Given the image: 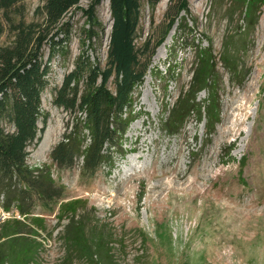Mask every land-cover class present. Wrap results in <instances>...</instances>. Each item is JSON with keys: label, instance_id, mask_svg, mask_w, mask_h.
<instances>
[{"label": "rangeland", "instance_id": "obj_1", "mask_svg": "<svg viewBox=\"0 0 264 264\" xmlns=\"http://www.w3.org/2000/svg\"><path fill=\"white\" fill-rule=\"evenodd\" d=\"M46 2L26 1L28 22L42 20ZM169 3L152 10L143 0L138 47L150 39L155 44L167 33ZM91 4L92 0H83L63 21L70 29L69 50L51 63L49 86L42 94V110L49 118L42 142L29 150L28 164L51 168L57 183L66 187V201L84 203L77 220L82 219L94 237H104L112 264H264V6L254 32L241 39L237 34L245 27L244 18L227 2L189 0L190 13L182 14L192 29L186 33L188 44L177 41L176 24L157 49L134 95L139 118L123 141L125 156L116 155L112 169L104 166L94 179L83 180L82 159L73 168L60 170L51 155L72 123L70 113L54 101L81 55L85 11ZM97 16L104 32L88 54L105 68L113 26L110 1L101 3ZM11 42L12 36L6 34L0 46ZM225 43L239 56L244 71L240 82H232L219 62ZM210 45L223 79L220 123L208 137L204 122L192 117L178 134L167 135L162 118L191 82L196 50ZM169 65L178 70L175 79L169 77ZM108 86L115 92L114 78ZM199 99L204 101L207 95ZM39 127L43 128L42 121ZM45 138L47 145L41 150ZM243 158L247 165L240 178ZM44 214L47 229L38 238L44 244L38 264H70L63 240L70 221L59 223L57 213ZM2 223L0 219V227ZM80 257L72 264H106L102 256L95 261Z\"/></svg>", "mask_w": 264, "mask_h": 264}, {"label": "trees", "instance_id": "obj_2", "mask_svg": "<svg viewBox=\"0 0 264 264\" xmlns=\"http://www.w3.org/2000/svg\"><path fill=\"white\" fill-rule=\"evenodd\" d=\"M26 1L0 0V41L6 34L12 36L10 45L0 46V206L7 212L17 210L24 219L14 218L1 224L0 264L39 263L44 244L38 238L47 229L44 213H57L59 223L70 221L63 235L70 264L80 256L92 261L102 256L106 264H112V252L104 237H94L88 232L87 224L77 220L80 210L85 209L84 203L66 201V187L57 183L51 168L28 164L29 150L42 142L49 118L42 110V94L49 86L51 63L57 55H65L69 50L70 29L63 21L83 0H47L41 9L40 22L27 21ZM103 1L92 0L85 11L81 55L75 69L57 89L54 101L70 113L72 126L67 124L62 140L52 151V161L60 170H67L82 159L83 180L94 179L104 166L112 169L116 155L125 156L123 141L139 118L134 95L144 83L157 49L176 24L177 41L184 42L183 45L188 44L187 31H192L188 17L182 15L190 13L189 0H170L167 33L155 44L150 39L138 47L143 0H109L113 26L107 64L102 68L88 51L95 50V43L104 32L97 16V8ZM216 1L227 2L234 13L240 12L244 18L245 27L237 36L242 39L254 32L264 0ZM146 2L155 10L162 0ZM46 49L49 50L47 61ZM239 61L237 51L225 43L219 62L232 82L242 81L244 71ZM219 62L212 45L196 50L192 80L187 88H182L173 108L162 118L167 135L178 134L192 117L198 123L204 122L208 137L215 132L222 115L223 79ZM167 71L172 79L178 75V70L171 65ZM112 78L115 92L108 86ZM203 93L207 99L201 101L199 97ZM40 121L43 128L39 127ZM231 152L229 149L228 157ZM246 165L247 160L243 158L240 178ZM39 209L41 213H37Z\"/></svg>", "mask_w": 264, "mask_h": 264}, {"label": "built area", "instance_id": "obj_3", "mask_svg": "<svg viewBox=\"0 0 264 264\" xmlns=\"http://www.w3.org/2000/svg\"><path fill=\"white\" fill-rule=\"evenodd\" d=\"M14 218L19 219V220H24L17 210H12L11 212H7L3 208H0V219L2 222H5L10 219H14Z\"/></svg>", "mask_w": 264, "mask_h": 264}, {"label": "bare ground", "instance_id": "obj_4", "mask_svg": "<svg viewBox=\"0 0 264 264\" xmlns=\"http://www.w3.org/2000/svg\"><path fill=\"white\" fill-rule=\"evenodd\" d=\"M107 1V3H109V0H106ZM169 2V0H162V2L160 3V5L162 6V7H165L166 5H167V3ZM159 58V56L157 55L156 56V59H158ZM47 138H45V141L43 142V144L41 145V150H45V146L47 145ZM132 167H133V165H132ZM121 168H126V166L125 165H122V167Z\"/></svg>", "mask_w": 264, "mask_h": 264}]
</instances>
